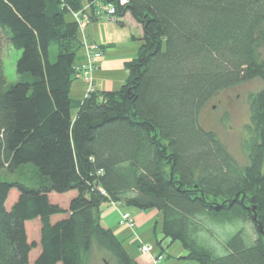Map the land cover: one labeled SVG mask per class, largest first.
Here are the masks:
<instances>
[{
    "label": "trees",
    "instance_id": "trees-1",
    "mask_svg": "<svg viewBox=\"0 0 264 264\" xmlns=\"http://www.w3.org/2000/svg\"><path fill=\"white\" fill-rule=\"evenodd\" d=\"M89 1L0 0V264H30L34 249V264H89L96 250L138 264L102 225L105 203L157 210L164 239L181 243L188 260L264 264V86L249 100L247 166L201 120L221 91L264 83V0H130L122 17L130 13L144 37L125 85L75 100L82 41L70 11ZM6 41L22 52L13 84ZM28 164L35 186L2 176ZM69 193L67 206L51 200ZM36 219L39 243L27 230ZM235 224L217 255L207 237Z\"/></svg>",
    "mask_w": 264,
    "mask_h": 264
},
{
    "label": "crops",
    "instance_id": "crops-1",
    "mask_svg": "<svg viewBox=\"0 0 264 264\" xmlns=\"http://www.w3.org/2000/svg\"><path fill=\"white\" fill-rule=\"evenodd\" d=\"M95 24H90L88 31H85V35L90 41L104 48L101 67L94 74V91H119L129 76L127 64L137 58L142 46L143 27L130 13L125 14L119 24H106L108 27H99ZM80 38H82L81 35ZM81 61L82 59L78 62ZM78 81L72 84L71 97L75 100H83L86 97L88 85L84 79H78ZM116 207L120 208L117 209ZM101 209L103 212L102 225L114 231L138 264H156L155 259L160 254L164 255V259L159 264H199L185 258L187 252L181 243H172L169 239H164L162 233L163 219L157 210L139 211L132 208L124 210L126 206L122 204L117 206L112 203H105ZM124 212H129L135 216L137 225L134 231L119 224V214ZM56 219L53 218L54 221ZM142 243L150 244L153 247L150 254H141L140 246Z\"/></svg>",
    "mask_w": 264,
    "mask_h": 264
},
{
    "label": "rangeland",
    "instance_id": "rangeland-1",
    "mask_svg": "<svg viewBox=\"0 0 264 264\" xmlns=\"http://www.w3.org/2000/svg\"><path fill=\"white\" fill-rule=\"evenodd\" d=\"M87 5V3L85 4ZM96 24H95V23ZM105 23V24H104ZM114 22L108 23L106 20L100 21H93L91 23L95 24V26L99 27H108L106 24H112ZM120 22H117L119 24ZM115 25V24H113ZM90 25L87 26L85 31H88ZM82 34L84 36L85 32ZM83 36V37H84ZM83 50H82V57H83ZM22 52L14 49L11 45L4 42V46L2 49V61L4 65V73L6 80L9 84L16 83L19 80L16 71L17 61L21 57ZM55 50L52 51V60H55ZM75 82H79L78 80ZM264 86V83L260 79H255L251 82L244 83L224 91H221L217 94L210 103L206 106L202 113V122L203 126L215 131L221 141L226 145L227 149L231 153V155L235 158L238 164L242 167L248 165L249 158L248 153L245 149V142L250 138L248 126L251 124V111H250V96L252 94L258 93ZM72 96V95H71ZM232 101L233 106L230 108L229 113L226 112V104L227 102ZM27 173V174H26ZM24 174V175H22ZM35 175L36 169L33 165L28 164L24 165L21 168V172L11 174L10 176L7 175L5 172H2V176L9 177V180H18L21 181L28 186H35ZM18 191L13 190L10 193L7 207L10 209L13 204L16 202L18 198ZM73 194L69 193L64 196L53 194L51 196V200L53 202H59L62 206H67L69 199ZM117 208V207H116ZM118 207L117 209H119ZM128 207H126L127 210ZM126 213V212H124ZM124 213H120L119 224L121 215ZM57 218V219H56ZM61 217H54V219L58 220ZM55 220V221H56ZM241 224H235L233 226H227L226 228L222 229L219 226H214L212 234L209 238L210 246L215 248V252L219 256H223L227 253L226 250V243L228 240L241 228ZM248 230V242L252 243L253 240L256 239V233L251 224L246 226ZM27 230L29 233L30 241H35L39 243L40 240V220H32L27 222ZM40 250L34 249L30 254V264H34L36 258L39 255ZM89 264H115V262L104 252L102 251H95L90 259Z\"/></svg>",
    "mask_w": 264,
    "mask_h": 264
},
{
    "label": "built area",
    "instance_id": "built-area-1",
    "mask_svg": "<svg viewBox=\"0 0 264 264\" xmlns=\"http://www.w3.org/2000/svg\"><path fill=\"white\" fill-rule=\"evenodd\" d=\"M130 3V0H91L84 5L79 11H70L72 19L78 25L81 35L83 57L82 61L74 66L77 79H84L88 88L86 96L94 91V74L100 67L104 57V48L97 43L90 41L87 36L82 35L93 21L106 20L108 22H120L122 11ZM84 36V37H83ZM102 194L106 195L103 189H100ZM113 205H119L112 203ZM120 225L134 231L137 225L136 218L131 213L127 212L121 215ZM153 247L150 244L142 243L140 252L142 255H148L152 252ZM164 259V255L160 254L155 259V263L159 264Z\"/></svg>",
    "mask_w": 264,
    "mask_h": 264
},
{
    "label": "water",
    "instance_id": "water-1",
    "mask_svg": "<svg viewBox=\"0 0 264 264\" xmlns=\"http://www.w3.org/2000/svg\"><path fill=\"white\" fill-rule=\"evenodd\" d=\"M256 209H257L256 207L252 208V212L254 213L253 218H254V221H256L257 224H258L257 226H258V228H259V231H260V232H263L262 226H261L260 223L258 222V217H257Z\"/></svg>",
    "mask_w": 264,
    "mask_h": 264
},
{
    "label": "flooded vegetation",
    "instance_id": "flooded-vegetation-1",
    "mask_svg": "<svg viewBox=\"0 0 264 264\" xmlns=\"http://www.w3.org/2000/svg\"><path fill=\"white\" fill-rule=\"evenodd\" d=\"M232 106H233L232 101L227 102V104H226V106H225V107H226V112H227V113H229V111H230L229 109L232 108Z\"/></svg>",
    "mask_w": 264,
    "mask_h": 264
}]
</instances>
